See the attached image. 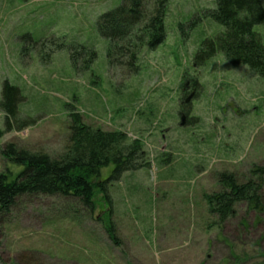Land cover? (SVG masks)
Instances as JSON below:
<instances>
[{
  "label": "rangeland",
  "instance_id": "rangeland-1",
  "mask_svg": "<svg viewBox=\"0 0 264 264\" xmlns=\"http://www.w3.org/2000/svg\"><path fill=\"white\" fill-rule=\"evenodd\" d=\"M121 3L0 0V104L6 81L23 96L14 129L0 105V174L24 170L3 154L11 143L61 154L72 112L140 140L149 162L119 180L104 167L108 196L98 191L93 211L63 196L18 198L0 215V264H264V210L239 203L221 222L205 199L221 189L219 173L244 181L264 165V78L222 53L195 62L225 30L208 14L215 0H169L164 42L111 66L98 21ZM255 31L264 43V20ZM79 45L96 50L93 63L81 50L74 63Z\"/></svg>",
  "mask_w": 264,
  "mask_h": 264
},
{
  "label": "trees",
  "instance_id": "trees-1",
  "mask_svg": "<svg viewBox=\"0 0 264 264\" xmlns=\"http://www.w3.org/2000/svg\"><path fill=\"white\" fill-rule=\"evenodd\" d=\"M215 1L216 8L208 14L225 30L203 42L195 62L202 65L222 53L232 65L248 66L264 78V43L255 31V25L264 20L261 1ZM168 3L169 0H122L118 7L101 15L98 30L109 41L107 56L111 66L126 64L127 60L133 65L142 47L147 45L153 49L164 42ZM72 50L74 63L79 50L90 52V64L97 58L94 48L79 45ZM22 97L18 87L5 82L0 105L7 112L6 131L13 128L10 118L17 120ZM28 121L22 125L32 123V119ZM2 135L0 130V137ZM3 154L24 170L14 179H7L9 174H0V215L10 213L18 198L38 195L74 198L93 211L97 192H103L105 198L108 196V189L100 180L104 167L114 164L110 179L119 180L125 172L149 166L140 140L130 142L121 131L93 129L74 112L71 113L68 145L61 154L54 157L46 152H30L13 143L3 149ZM218 179L221 189L206 194L205 199L209 212L218 215L221 222L236 216L239 203L247 202L256 210H264V165L253 166L251 177L244 181L233 172L219 173ZM110 228L112 230V225ZM115 235L111 233V238L116 239Z\"/></svg>",
  "mask_w": 264,
  "mask_h": 264
},
{
  "label": "water",
  "instance_id": "water-1",
  "mask_svg": "<svg viewBox=\"0 0 264 264\" xmlns=\"http://www.w3.org/2000/svg\"><path fill=\"white\" fill-rule=\"evenodd\" d=\"M185 123V115L182 116V122L181 124L183 125Z\"/></svg>",
  "mask_w": 264,
  "mask_h": 264
}]
</instances>
